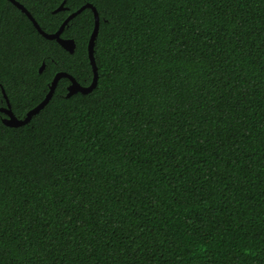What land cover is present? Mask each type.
I'll use <instances>...</instances> for the list:
<instances>
[{"label":"trees","instance_id":"trees-1","mask_svg":"<svg viewBox=\"0 0 264 264\" xmlns=\"http://www.w3.org/2000/svg\"><path fill=\"white\" fill-rule=\"evenodd\" d=\"M87 2L96 86L0 117V264H264V0ZM93 25L69 52L0 0L8 95L89 84Z\"/></svg>","mask_w":264,"mask_h":264},{"label":"water","instance_id":"water-1","mask_svg":"<svg viewBox=\"0 0 264 264\" xmlns=\"http://www.w3.org/2000/svg\"><path fill=\"white\" fill-rule=\"evenodd\" d=\"M85 7H88L92 10L93 16H94V25L93 29L89 35V39L87 42V54H88V59L92 68V79L91 82L87 85H82L80 84L74 77L73 75L67 73L66 71H57L53 75L49 85H48V90L46 91L44 97L32 108H30L28 111H26L25 115L21 118L15 116L12 112L11 109L9 108H2L0 107V111H4L7 113V116L2 118V122L8 126H19L22 124H25L30 120V118L37 113L41 108L45 106V104L49 101L51 98L53 91L57 85L58 80L61 77L68 78L70 83L67 85V91L65 93V96L68 97L72 95L73 93L76 92H81V93H88L90 92L97 83L98 79V72H97V65L95 62V57H94V43H95V38L98 33V27H99V15L98 12L91 3H84L80 7H78L76 10L71 12L59 25V27L54 31V32H45L44 30L41 29V27L37 24V22L31 17L33 21V25L37 29L39 33H41L45 38L48 39H55L57 43H59L65 50L69 52H73L75 48V41L73 38H63L60 36L61 32L63 31L67 21L75 16L77 13H79L82 9ZM61 6L57 8L59 10ZM28 14V13H27ZM29 15V14H28ZM44 68V62L39 66L38 71L41 72ZM55 85V87H53ZM4 92V90H3Z\"/></svg>","mask_w":264,"mask_h":264},{"label":"flooded vegetation","instance_id":"flooded-vegetation-1","mask_svg":"<svg viewBox=\"0 0 264 264\" xmlns=\"http://www.w3.org/2000/svg\"><path fill=\"white\" fill-rule=\"evenodd\" d=\"M5 1L14 10H16L20 14V17L26 18L27 21L30 22V24L32 26H34V25H33V21L31 19V17L37 22V24L40 27H41L40 23L43 24L42 27H44V26L45 27L46 26L49 27L48 24L52 23V25H51L52 27H49V28H54V29L51 30V31H46V32H49V33L50 32H54L59 27L60 23L71 12L74 11V10H69V6L65 4V0H5ZM59 6H61V8L59 10H57V8ZM1 11H4V10H1ZM59 11H65L66 12L65 13L66 15L64 16V18H61L59 15H57V12H59ZM45 12H48L49 14L46 15V16L44 14L42 15V13H45ZM56 21H58L57 25H56ZM5 33L6 32L2 31V28H1L0 29V35H4ZM60 36H61V34H60ZM61 37H63V38H71V37H65V36H61ZM42 62H44V61L42 60ZM42 62H41V64H42ZM51 79H50V81H51ZM7 81H9V80H7ZM50 81L47 83V90H48V85H49ZM68 81H69V79H68ZM69 83H70V81L68 82V84ZM67 85H66V89H67ZM3 90H4V92H3ZM14 92H16L18 94H21V96H12L13 95L12 93H11V96H9L8 92L6 91V88L0 82V107L9 108L11 110H12L13 107H26V108L30 109V108L34 107L37 104L36 103L33 106L32 102H34L33 101L34 100V96H28V92L27 93H22V92H19L18 89L15 90ZM45 93H44V95H45ZM44 95H43V97H44ZM0 113L3 114V115H0L1 119L7 116V113H5L4 111H0Z\"/></svg>","mask_w":264,"mask_h":264},{"label":"snow or ice","instance_id":"snow-or-ice-1","mask_svg":"<svg viewBox=\"0 0 264 264\" xmlns=\"http://www.w3.org/2000/svg\"><path fill=\"white\" fill-rule=\"evenodd\" d=\"M53 87H55V85H53ZM2 151H3L2 146H0V152H2Z\"/></svg>","mask_w":264,"mask_h":264}]
</instances>
